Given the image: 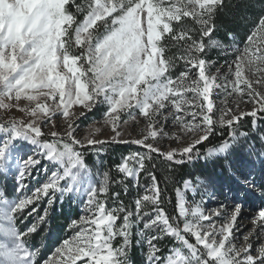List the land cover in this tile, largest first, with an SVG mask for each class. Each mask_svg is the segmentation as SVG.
Instances as JSON below:
<instances>
[{
  "label": "snow or ice",
  "instance_id": "snow-or-ice-1",
  "mask_svg": "<svg viewBox=\"0 0 264 264\" xmlns=\"http://www.w3.org/2000/svg\"><path fill=\"white\" fill-rule=\"evenodd\" d=\"M225 7L226 0H0V173H15L17 193L9 198L0 190V264H133V229L144 264H264V208L238 246L239 204L229 211L219 203L206 214L204 196H214L199 178L196 183L185 179L175 189L176 214L170 215L155 173L154 160L171 169L200 158L198 146L218 130L222 135L228 129L229 139L206 155L227 152L230 141L248 135L238 131L242 118L252 117L254 129L264 118V0L242 47L232 33L230 45L212 39L217 14ZM171 48L180 54L167 55ZM208 48L233 57L221 66L228 69L224 76L221 68L210 74L216 62L204 58ZM178 61L183 70L175 74ZM217 91L223 96L220 105L214 100ZM229 97H236L235 109ZM240 102L252 104L251 111L237 115ZM98 109L101 127L94 121L77 138L81 118ZM141 120V138L122 139L129 135L124 126ZM105 126L113 135L96 139ZM172 127L176 130H165ZM165 137L185 146L163 150L149 142ZM109 143L144 149L116 165L138 188L142 172L150 180L134 199V210L118 192L109 207L110 184L124 180L111 179L107 171L94 174L86 163V151L99 156ZM34 170L47 178L30 188L25 181ZM73 193L81 196L84 214L69 222L72 235L38 261V250L25 238L45 222L57 194ZM42 201L47 207L40 214ZM25 212L35 214L37 222L18 229L16 217ZM165 237L175 242L166 253L157 244Z\"/></svg>",
  "mask_w": 264,
  "mask_h": 264
},
{
  "label": "rangeland",
  "instance_id": "rangeland-1",
  "mask_svg": "<svg viewBox=\"0 0 264 264\" xmlns=\"http://www.w3.org/2000/svg\"><path fill=\"white\" fill-rule=\"evenodd\" d=\"M77 2H82V0H77ZM188 22L191 21H187V23ZM212 39L218 40L225 45H230L234 42L232 39H230V43L227 44L226 42L221 41L220 38H218L217 36H214V34L212 36ZM205 42L207 43V40ZM235 43H237L241 47L243 46L242 40L236 39V37ZM179 54L180 50L178 48H171V50L167 53V55L169 56H178ZM204 58L208 61L216 62L215 65L210 69V74H215L216 69L221 68V76H224L228 71L226 67H221L222 65H224L225 60L227 59L230 61L231 59H233L232 56L225 57L222 54L221 50L217 48L206 49L204 53ZM182 64V61H178L177 68L175 69V74H178L179 71L183 70ZM190 75L192 76V78H195L194 72L190 73ZM222 99V94L217 91L214 94L215 103L217 105H220V101ZM235 99L236 97H229V106L233 107L234 109L236 108V104L233 102ZM252 107L253 105L250 103L240 102L239 109L236 110V114L239 115V111L249 112L251 111ZM2 111L3 110H0V112ZM16 115L19 116L20 113H16ZM218 115L219 113L217 112V116ZM248 117L250 116L242 118L239 123H242V120L247 121ZM56 119L59 122L60 118L57 117ZM262 119L256 122L257 126L254 129L252 118L251 132L243 130V127H241L240 125L238 127V131L247 132L248 135L245 137H239L236 141H230L231 147L225 153L207 156L206 153L208 149H199L202 154L201 157L195 159L192 163H190L189 167L191 168V171L188 173L187 177L184 178V180L191 179L193 183H196L197 178H199V180L203 181L204 184L207 186L208 193L214 196V199H209L208 195L204 196V200L206 201V203L204 204L206 214L209 210L217 208L219 206V203L228 205L229 211H231L232 206L236 204H239L241 206V213L237 220L235 233L236 236L239 238L237 241H235L238 246L243 243V236L247 235L248 232L252 231L253 217L256 215L259 209L264 208V142H262V135H264V121ZM94 121L97 122L95 125L96 127H101V110H94L90 113H87L85 118H81V130L80 132H78L77 138L82 136L84 134V131L87 129V126L89 124H92ZM169 124H171V121H169ZM124 127L126 128L129 135H123L122 139H139L142 136L141 129L144 127V122L142 120L139 123L129 122V124ZM57 130L61 131L62 128H58ZM165 130L169 132L175 131L176 127L166 128ZM45 131L47 132L48 129H45ZM112 135L113 133L111 131V128L105 126L102 127L100 133L96 134L95 138L108 139ZM149 142L160 146L163 150H167L169 147L178 148L185 146L183 143L174 142L173 140L167 137L159 138L157 141L150 140ZM127 145L135 147L137 149L136 152L144 151V149L138 145L131 143H127ZM19 146L23 148L25 153L31 154L29 150L30 146L24 145L22 143L19 144ZM107 146L108 144H105L103 146V149L101 150V154L99 156L95 155V152L93 150H88L85 152L86 163L88 164L89 168L92 169L94 174L97 172H104L102 160L105 156ZM217 146H213L210 148H214ZM122 159L123 158H120V163ZM199 164H202V166L204 167L202 171L198 167ZM161 165L164 167V171H167L168 174H176L175 171H172L174 168L169 169V166L166 167L165 163H161ZM226 165L229 166L225 170ZM43 167L44 164L41 165V168ZM220 169H223V171L219 172ZM118 174L124 179L127 178L123 177L120 173ZM46 178L47 177L44 175L42 170H34L33 175L30 178L26 179L25 183L28 184V186L31 188L37 186L38 181L43 182L44 180H46ZM93 178L97 182L100 179V177L97 175H94ZM131 180L134 182L136 188V182L133 179ZM182 182L178 187H182ZM148 184H150V180L148 179H145V181L141 183L139 182V188L136 194H143L144 188ZM14 187L15 173L13 172L8 175L0 173V190L6 191L9 198H15L17 196V193L14 191ZM81 199V196L75 193L71 195L65 194L63 198H60L59 194H57V199L55 203L48 208V216L45 222L38 226V230L35 233L25 238L26 244L30 249L38 250V256L36 257L38 261L47 257L48 254L52 250H54V248L58 245L61 240L68 238L70 235H72V232L68 228V224L72 219H78L79 216L84 214L81 211ZM191 199L192 197L189 194V200L191 201ZM195 199L199 200L200 195L197 194ZM45 207H47V202L42 201L37 206L38 212L40 214H43V209ZM63 207L70 211H72L71 208H73V210H75L73 212L76 214V218L74 216L72 217V213L66 220V224L61 226L56 234V231H54V228L56 229V225H54V223L51 225L53 221L52 218L54 217L55 212L60 213V210ZM148 210L150 211L151 209L149 208ZM33 222H37V216L35 214H33L32 216H28L27 212H25L23 216L18 215L15 220V224L18 229H22L25 224H31ZM142 226L143 225H141L140 227ZM133 230L136 231L135 229ZM45 243H47V245H45ZM141 257V263L144 264V257L142 255V252Z\"/></svg>",
  "mask_w": 264,
  "mask_h": 264
},
{
  "label": "trees",
  "instance_id": "trees-1",
  "mask_svg": "<svg viewBox=\"0 0 264 264\" xmlns=\"http://www.w3.org/2000/svg\"><path fill=\"white\" fill-rule=\"evenodd\" d=\"M226 4L227 7H225L222 11L217 14V28L214 33V36H217L218 38H220L221 41H224L229 44L230 38L228 36V33H232L233 36L236 37V39H241L243 41L247 36L252 24L255 22L256 17L260 13V0H226ZM242 17L247 18L244 19ZM188 24H191V22H188ZM262 120L264 121V118ZM240 125L241 127H243V130L251 132L252 118L248 117L247 121L242 120V123H239L238 127ZM228 138V129H223L222 135L218 130L217 134L211 136L204 144L199 146V149L206 150L210 147L217 146L221 144L224 140H228ZM136 151L137 149L135 147L121 143H111L108 144V146L106 147V153L102 160L104 172H109L110 178L113 180L123 179L124 184H126L128 188L127 194H125L124 184L111 183L107 196L108 206H114L112 193L118 192L120 194V200L123 201L124 205L130 210H134L133 201L137 196L136 192L138 190V187L135 188L134 182L130 178L124 179L120 177L116 171V165L120 163V158L128 156L130 153ZM154 163H156L157 165V167L155 168V173L162 189L163 207L170 215H175V189L181 184L184 178L187 177L188 173L191 171V168L189 167L190 163H185L183 165H171V168L175 169H173L172 171L176 172V174L174 175L173 173L168 174L167 171H164V167L161 165V162H159V160H154ZM228 166L229 165H226L225 170L228 168ZM148 167L149 169H151L150 164L148 165ZM166 167H168V164H166ZM198 167L201 171L204 169L202 164H199ZM222 171L223 169L219 170V172ZM145 179H147L146 174L142 172L138 177V180L141 183L145 181ZM71 209L72 211L67 210L65 207H63L60 210V213L55 212L54 217L52 218L53 221L51 225L53 223L54 225H56V229L54 228L56 234L59 228L66 224V220L72 213V217L76 216V214L73 212L75 210H73V208ZM136 239L137 237L135 236L134 231V236L132 237L133 243L129 249V256L133 264H142V249L141 247L136 246ZM119 242V240L115 241V243L117 244ZM157 244L166 253L168 248L174 244V241L171 238L165 237L163 240L157 241ZM45 245H47V243H45Z\"/></svg>",
  "mask_w": 264,
  "mask_h": 264
}]
</instances>
